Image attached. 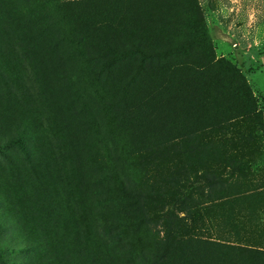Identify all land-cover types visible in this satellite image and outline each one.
Segmentation results:
<instances>
[{"label":"rangeland","instance_id":"374dc122","mask_svg":"<svg viewBox=\"0 0 264 264\" xmlns=\"http://www.w3.org/2000/svg\"><path fill=\"white\" fill-rule=\"evenodd\" d=\"M0 67V264H264V0H0Z\"/></svg>","mask_w":264,"mask_h":264},{"label":"trees","instance_id":"16d2710c","mask_svg":"<svg viewBox=\"0 0 264 264\" xmlns=\"http://www.w3.org/2000/svg\"><path fill=\"white\" fill-rule=\"evenodd\" d=\"M103 28H97L96 32L91 34L89 37L93 39H98L101 42H103V46L105 48V51L103 49H100L101 55L98 57V59L103 60V65L107 68L110 67V65L115 64L119 61L124 60H132L134 57H138L139 60L143 64H145L147 61L154 59V58H160L165 59L167 57V51L162 52H147V50L143 49L140 45H128L125 43V41L121 42L119 46H114L110 44L107 40L108 33L102 30ZM191 41L192 39L187 36ZM2 68L0 67V75H3ZM254 112L245 113L243 118L250 117L251 114ZM203 149V150H202ZM196 151L204 152L205 147L204 144H197L196 146L192 147V150H190L189 153H195ZM28 156H30L29 150L27 151ZM203 161V160H202ZM201 161V162H202ZM211 164V165H209ZM214 162L212 159H208V162H205L203 164V172L200 174H195L193 177V181L191 182V185H194L196 183L195 190L199 188H206L207 190L212 189L215 185H218L220 182L224 183L227 180H230L234 178V173L232 175L229 174V172L224 173L221 168L214 166ZM188 178V177H186ZM119 183V202H118V209L119 213L122 215V213L125 214V210L128 209V206H130V200L131 196L129 194L128 189L124 186V183L121 181ZM144 199L147 197H143ZM117 200V198H116ZM129 201V202H128ZM119 218V217H118ZM116 216H113L112 220L113 223L109 226L110 230L112 232H115V237L117 238V244H123L125 240L123 239V234L125 230L128 228L127 219H118ZM168 234H171L175 238V233L173 235V230L171 228L167 229L166 233V239ZM132 252L135 254L134 259L132 260L133 264H160L162 260V256L155 257L149 255V253L145 252L143 249L139 250H132ZM122 254H127L126 252H123Z\"/></svg>","mask_w":264,"mask_h":264},{"label":"crops","instance_id":"0c3cea01","mask_svg":"<svg viewBox=\"0 0 264 264\" xmlns=\"http://www.w3.org/2000/svg\"><path fill=\"white\" fill-rule=\"evenodd\" d=\"M242 228H245L243 225H242ZM217 229V228H216ZM253 231H255V230H253ZM240 232V235H239V237L238 238H240V240L239 241H232V242H230V241H228V240H224V239H220L219 238V240H224V241H226V242H229V243H232V244H235V245H239V246H243V247H253V248H260L258 245H256V242L257 241H255V242H252V243H248V241L245 239L246 238V236L244 235V229H241V231H239ZM235 237V236H234ZM254 237V236H253ZM236 238V237H235ZM254 240H256V239H254Z\"/></svg>","mask_w":264,"mask_h":264}]
</instances>
